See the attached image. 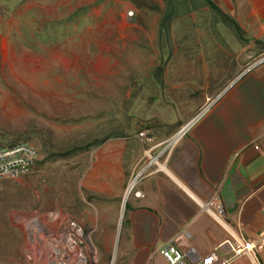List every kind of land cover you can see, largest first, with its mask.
<instances>
[{"label": "rangeland", "instance_id": "1", "mask_svg": "<svg viewBox=\"0 0 264 264\" xmlns=\"http://www.w3.org/2000/svg\"><path fill=\"white\" fill-rule=\"evenodd\" d=\"M253 2L0 0V146L37 157L0 181V264H46L63 222L91 213L84 178L99 144L132 136L142 162L159 160L169 132L264 64Z\"/></svg>", "mask_w": 264, "mask_h": 264}, {"label": "crops", "instance_id": "2", "mask_svg": "<svg viewBox=\"0 0 264 264\" xmlns=\"http://www.w3.org/2000/svg\"><path fill=\"white\" fill-rule=\"evenodd\" d=\"M253 4L261 20L264 0ZM178 130L161 143L159 160L142 162L143 145L132 136L93 149L84 185L94 207L77 222L90 231L98 264H167L160 249L172 242L190 263L230 234L255 239L264 229V64L240 74L172 140Z\"/></svg>", "mask_w": 264, "mask_h": 264}, {"label": "built area", "instance_id": "3", "mask_svg": "<svg viewBox=\"0 0 264 264\" xmlns=\"http://www.w3.org/2000/svg\"><path fill=\"white\" fill-rule=\"evenodd\" d=\"M208 105L193 117L195 122L209 110ZM186 130H183L181 134ZM180 131L181 128L177 133ZM174 137L171 139L174 140ZM36 158V151L26 143L9 147L0 146V181L14 180L29 174ZM215 210L216 217L221 216L222 209L217 206ZM48 219L55 220V215L51 212ZM35 223L33 221V224ZM256 236L255 239H246L241 234L236 236L230 234V238L223 241L216 250L204 257H197L190 263H185V255L173 242L163 246L160 249V255L167 264H231L232 258L239 257L247 258L251 264H264V229ZM88 237L89 234L79 222L66 219L56 238H50L48 241V251L45 253L46 264H91L90 254H88ZM218 249H223L230 254V258L220 257L217 253Z\"/></svg>", "mask_w": 264, "mask_h": 264}, {"label": "bare ground", "instance_id": "4", "mask_svg": "<svg viewBox=\"0 0 264 264\" xmlns=\"http://www.w3.org/2000/svg\"><path fill=\"white\" fill-rule=\"evenodd\" d=\"M195 122V119H191L189 122H187L182 128H181V131L180 133H177L176 136L174 137V140H176L180 135L181 133L183 132V130H186L187 128H189L190 126H192ZM153 162H155L154 160H152ZM162 166V165H161ZM33 226V225H32ZM36 226V225H35Z\"/></svg>", "mask_w": 264, "mask_h": 264}, {"label": "clouds", "instance_id": "5", "mask_svg": "<svg viewBox=\"0 0 264 264\" xmlns=\"http://www.w3.org/2000/svg\"><path fill=\"white\" fill-rule=\"evenodd\" d=\"M262 60H264V58H263ZM262 60H261V61H262ZM254 65H255V64H254ZM251 68H252V67L248 68L245 72H247V71L250 70ZM245 72H244V73H245Z\"/></svg>", "mask_w": 264, "mask_h": 264}, {"label": "trees", "instance_id": "6", "mask_svg": "<svg viewBox=\"0 0 264 264\" xmlns=\"http://www.w3.org/2000/svg\"><path fill=\"white\" fill-rule=\"evenodd\" d=\"M15 144H18V142H17V143H14V144H12V145H15ZM12 145H11V146H12Z\"/></svg>", "mask_w": 264, "mask_h": 264}]
</instances>
